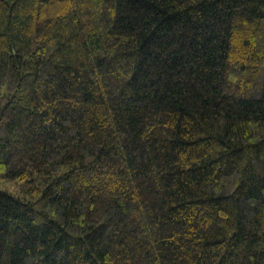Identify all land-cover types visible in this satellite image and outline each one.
Here are the masks:
<instances>
[{"label": "trees", "instance_id": "1", "mask_svg": "<svg viewBox=\"0 0 264 264\" xmlns=\"http://www.w3.org/2000/svg\"><path fill=\"white\" fill-rule=\"evenodd\" d=\"M0 264H264V0H0Z\"/></svg>", "mask_w": 264, "mask_h": 264}]
</instances>
